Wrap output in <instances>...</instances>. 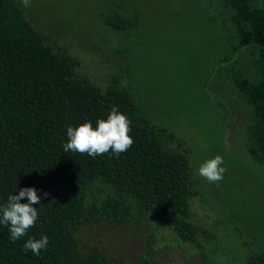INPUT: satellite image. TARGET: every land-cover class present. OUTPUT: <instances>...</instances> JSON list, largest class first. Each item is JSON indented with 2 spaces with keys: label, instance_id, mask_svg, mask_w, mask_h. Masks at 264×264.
Wrapping results in <instances>:
<instances>
[{
  "label": "trees",
  "instance_id": "1",
  "mask_svg": "<svg viewBox=\"0 0 264 264\" xmlns=\"http://www.w3.org/2000/svg\"><path fill=\"white\" fill-rule=\"evenodd\" d=\"M208 4L221 17L216 87L237 109L248 152L264 164V0ZM108 21L121 31L133 26L117 14ZM113 106L131 121L134 143L126 152L119 158L111 151L95 158L64 152L67 127L85 121L96 127ZM166 141L174 142V135L151 124L125 87L102 88L78 78L74 61L47 41L16 1L0 0V208L21 188L34 187L41 197L33 205L38 219L25 236L13 242L0 224V264H121L74 235L104 221L145 218L152 229H169L197 247L199 235L209 239L192 220L191 200L198 193L190 160ZM44 234L49 243L40 256L23 248L29 237ZM248 264H264V258Z\"/></svg>",
  "mask_w": 264,
  "mask_h": 264
},
{
  "label": "rangeland",
  "instance_id": "2",
  "mask_svg": "<svg viewBox=\"0 0 264 264\" xmlns=\"http://www.w3.org/2000/svg\"><path fill=\"white\" fill-rule=\"evenodd\" d=\"M27 19L75 63L78 78L102 88L125 87L141 113L172 133L166 141L190 160L197 195L192 220L206 229L196 244L143 218L77 229L84 246H98L121 264H248L264 258V164L244 142L236 107L217 88L221 17L208 0H30ZM133 20L113 28L114 15ZM225 88V87H224ZM166 137V136H165ZM179 146H178V144ZM227 170L218 183L198 174L215 155Z\"/></svg>",
  "mask_w": 264,
  "mask_h": 264
},
{
  "label": "clouds",
  "instance_id": "3",
  "mask_svg": "<svg viewBox=\"0 0 264 264\" xmlns=\"http://www.w3.org/2000/svg\"><path fill=\"white\" fill-rule=\"evenodd\" d=\"M24 7H28L30 0H21ZM131 121L129 117L119 111L118 106H113L106 119H99L96 127L91 121H85L77 127H67V142L63 145L64 152L87 153L95 158L111 151L116 158L126 152L134 143L130 135ZM223 157L219 154L203 162L198 174L210 183H218L223 179L226 168ZM47 197L49 193L44 192ZM27 198V203H21ZM41 204V197L37 195L34 187H25L19 190V194L8 196L5 206L0 208V224L7 226L10 239L15 242L28 233L34 227L38 219V209L33 205ZM49 238L46 234L39 239L29 237L23 248L30 250L35 256H40L41 250L47 248Z\"/></svg>",
  "mask_w": 264,
  "mask_h": 264
}]
</instances>
